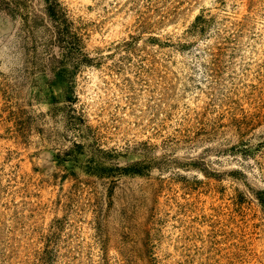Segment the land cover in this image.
<instances>
[{
	"label": "rangeland",
	"instance_id": "rangeland-1",
	"mask_svg": "<svg viewBox=\"0 0 264 264\" xmlns=\"http://www.w3.org/2000/svg\"><path fill=\"white\" fill-rule=\"evenodd\" d=\"M51 1L66 78L0 0V264H264V0Z\"/></svg>",
	"mask_w": 264,
	"mask_h": 264
},
{
	"label": "trees",
	"instance_id": "trees-1",
	"mask_svg": "<svg viewBox=\"0 0 264 264\" xmlns=\"http://www.w3.org/2000/svg\"><path fill=\"white\" fill-rule=\"evenodd\" d=\"M47 3V12L51 21L53 22V28L46 30L49 32L47 39L40 41L39 44L43 45L46 53L49 52L50 48L53 46H59L61 56L63 59L58 58V55H52V59L50 62V69L53 72L57 73V77L60 75H64L66 78L65 70L63 65L66 59L74 58V60L79 63L80 59H86L89 61V55L83 52L84 47H82L81 43H83V39L80 36L79 29L75 26L74 22L69 19L68 13L65 8H57L56 2H52L51 0H45ZM60 6V4H58ZM207 23V18L204 15H201L197 18L195 28H200L201 26H205ZM56 43V44H55ZM68 83V81H67ZM73 98L72 96H68V99Z\"/></svg>",
	"mask_w": 264,
	"mask_h": 264
}]
</instances>
